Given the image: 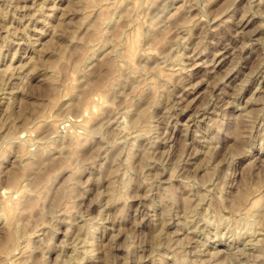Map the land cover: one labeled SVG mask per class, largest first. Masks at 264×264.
Segmentation results:
<instances>
[{
  "label": "clouds",
  "instance_id": "clouds-1",
  "mask_svg": "<svg viewBox=\"0 0 264 264\" xmlns=\"http://www.w3.org/2000/svg\"><path fill=\"white\" fill-rule=\"evenodd\" d=\"M0 264H264V0H0Z\"/></svg>",
  "mask_w": 264,
  "mask_h": 264
}]
</instances>
